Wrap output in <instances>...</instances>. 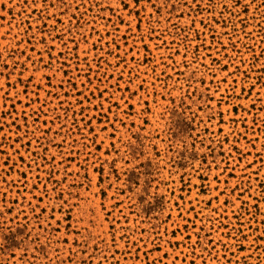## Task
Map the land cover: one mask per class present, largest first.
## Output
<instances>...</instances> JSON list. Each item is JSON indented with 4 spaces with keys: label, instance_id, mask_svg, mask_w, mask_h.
I'll use <instances>...</instances> for the list:
<instances>
[{
    "label": "rangeland",
    "instance_id": "374dc122",
    "mask_svg": "<svg viewBox=\"0 0 264 264\" xmlns=\"http://www.w3.org/2000/svg\"><path fill=\"white\" fill-rule=\"evenodd\" d=\"M262 65L264 0H0V264H264Z\"/></svg>",
    "mask_w": 264,
    "mask_h": 264
},
{
    "label": "snow or ice",
    "instance_id": "6c2138e0",
    "mask_svg": "<svg viewBox=\"0 0 264 264\" xmlns=\"http://www.w3.org/2000/svg\"><path fill=\"white\" fill-rule=\"evenodd\" d=\"M139 0H132L133 5H135L136 3H138ZM236 4L240 3V0H235ZM125 7H127V5H125ZM197 7H199V5H197ZM246 7V6H245ZM136 27H139V24L136 25ZM243 63V61H241ZM261 71H264V65L261 66ZM230 74V73H229ZM246 75V74H245ZM250 90V89H249ZM143 119V118H142ZM145 191H147V188H145ZM225 203H227V201H225ZM243 203V202H242Z\"/></svg>",
    "mask_w": 264,
    "mask_h": 264
}]
</instances>
